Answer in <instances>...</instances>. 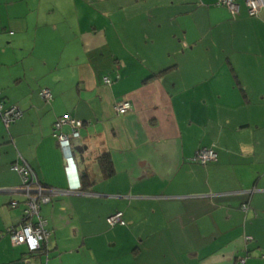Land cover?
I'll return each mask as SVG.
<instances>
[{
	"label": "crops",
	"instance_id": "obj_1",
	"mask_svg": "<svg viewBox=\"0 0 264 264\" xmlns=\"http://www.w3.org/2000/svg\"><path fill=\"white\" fill-rule=\"evenodd\" d=\"M237 4L0 0V97L23 113L0 118V264H264V7ZM65 116L83 123L76 172L52 136ZM204 148L216 161L193 163ZM19 156L56 192L36 253L7 233L25 210Z\"/></svg>",
	"mask_w": 264,
	"mask_h": 264
},
{
	"label": "built area",
	"instance_id": "obj_2",
	"mask_svg": "<svg viewBox=\"0 0 264 264\" xmlns=\"http://www.w3.org/2000/svg\"><path fill=\"white\" fill-rule=\"evenodd\" d=\"M242 1L251 18L258 17L264 7L263 0ZM217 6L226 8L231 16H236L238 14L237 0H217ZM104 83L110 85L111 81L108 78H104ZM40 96L48 102L52 99L50 92L46 89L41 90ZM113 110L116 114L124 115L131 111V104L127 101H121L114 105ZM22 116L23 113L19 108L6 106L5 102L0 97V118L7 129L12 124L19 121ZM65 126L69 128L68 134L63 132ZM82 127V122L67 116L57 119L52 125V136L64 153L67 170L68 168L75 170V163L71 150L73 142L79 139V130ZM216 159L217 154L212 148H204L196 153L192 162L201 166H206L216 161ZM11 169L17 172L21 179V185L18 190L25 198V210L21 226L19 228H9L7 230L10 242L14 246L25 245L29 253L40 252L42 250V244L47 242L49 236L46 230L47 222L40 216V207L42 204L48 203L51 199V195H54L56 192L38 182L33 170L21 156H19L18 160L11 166ZM247 210L248 205H243L242 211L245 213ZM33 218H36V220ZM107 223L110 227H115L117 225L124 226L125 221L123 220V213H113L107 218ZM246 240L249 241L250 238H246ZM244 262L245 260H241L239 263L244 264Z\"/></svg>",
	"mask_w": 264,
	"mask_h": 264
},
{
	"label": "trees",
	"instance_id": "obj_3",
	"mask_svg": "<svg viewBox=\"0 0 264 264\" xmlns=\"http://www.w3.org/2000/svg\"><path fill=\"white\" fill-rule=\"evenodd\" d=\"M167 71H163L161 72L159 75L163 74V73H166ZM111 81V80H110ZM112 83V82H111ZM110 83V84H111ZM105 84V83H104ZM106 85V84H105ZM2 99V98H1ZM3 100V99H2ZM17 123V122H16ZM15 124V123H14ZM13 125V124H12ZM98 164L102 170V173L105 177H110L114 170H113V167L111 165V162H110V158H109V155L107 154H101L99 157H98ZM82 180V189H86L87 187L86 186H89V184L87 185L86 180L84 179H81Z\"/></svg>",
	"mask_w": 264,
	"mask_h": 264
},
{
	"label": "water",
	"instance_id": "obj_4",
	"mask_svg": "<svg viewBox=\"0 0 264 264\" xmlns=\"http://www.w3.org/2000/svg\"><path fill=\"white\" fill-rule=\"evenodd\" d=\"M74 150H75V151H79V152H80V150H79V149H77V148H74Z\"/></svg>",
	"mask_w": 264,
	"mask_h": 264
}]
</instances>
